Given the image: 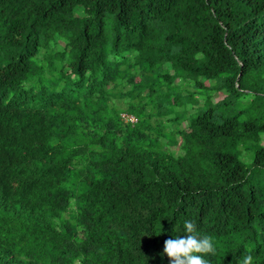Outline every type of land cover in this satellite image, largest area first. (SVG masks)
<instances>
[{"label":"trees","instance_id":"trees-1","mask_svg":"<svg viewBox=\"0 0 264 264\" xmlns=\"http://www.w3.org/2000/svg\"><path fill=\"white\" fill-rule=\"evenodd\" d=\"M186 220L264 264V0H0V264H171Z\"/></svg>","mask_w":264,"mask_h":264},{"label":"clouds","instance_id":"clouds-1","mask_svg":"<svg viewBox=\"0 0 264 264\" xmlns=\"http://www.w3.org/2000/svg\"><path fill=\"white\" fill-rule=\"evenodd\" d=\"M185 236L169 238L164 242V254L171 264H209L204 258L208 254L215 255L217 248L212 237L199 235L194 221L184 222ZM243 264H253L251 254L243 258Z\"/></svg>","mask_w":264,"mask_h":264},{"label":"built area","instance_id":"built-area-1","mask_svg":"<svg viewBox=\"0 0 264 264\" xmlns=\"http://www.w3.org/2000/svg\"><path fill=\"white\" fill-rule=\"evenodd\" d=\"M131 121H132V122H134V121H136V119H135V118H133V117H131Z\"/></svg>","mask_w":264,"mask_h":264},{"label":"rangeland","instance_id":"rangeland-1","mask_svg":"<svg viewBox=\"0 0 264 264\" xmlns=\"http://www.w3.org/2000/svg\"><path fill=\"white\" fill-rule=\"evenodd\" d=\"M220 95L218 94V95H216L215 97H219Z\"/></svg>","mask_w":264,"mask_h":264}]
</instances>
